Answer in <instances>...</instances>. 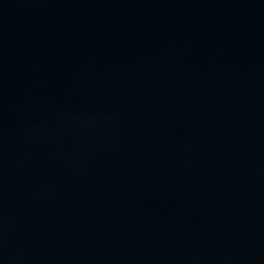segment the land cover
<instances>
[{
    "label": "water",
    "instance_id": "95a60500",
    "mask_svg": "<svg viewBox=\"0 0 264 264\" xmlns=\"http://www.w3.org/2000/svg\"><path fill=\"white\" fill-rule=\"evenodd\" d=\"M0 264H264V0H0Z\"/></svg>",
    "mask_w": 264,
    "mask_h": 264
}]
</instances>
